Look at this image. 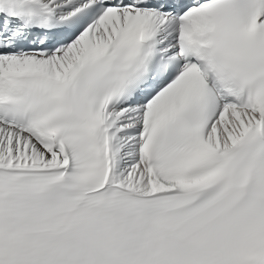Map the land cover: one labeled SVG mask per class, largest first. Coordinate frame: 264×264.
<instances>
[{
  "label": "snow or ice",
  "instance_id": "obj_1",
  "mask_svg": "<svg viewBox=\"0 0 264 264\" xmlns=\"http://www.w3.org/2000/svg\"><path fill=\"white\" fill-rule=\"evenodd\" d=\"M0 264H264V0H0Z\"/></svg>",
  "mask_w": 264,
  "mask_h": 264
}]
</instances>
